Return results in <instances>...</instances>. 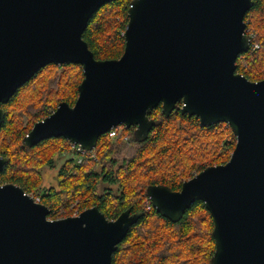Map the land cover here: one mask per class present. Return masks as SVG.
Instances as JSON below:
<instances>
[{
    "label": "water",
    "instance_id": "water-1",
    "mask_svg": "<svg viewBox=\"0 0 264 264\" xmlns=\"http://www.w3.org/2000/svg\"><path fill=\"white\" fill-rule=\"evenodd\" d=\"M112 0H0V126L6 104L45 65L78 64L73 105L60 101L24 135L31 148L62 137L91 151L123 124L143 141L161 107L201 126H230L235 146L225 163L208 165L173 191L145 193L172 222L200 200L212 221L210 264H264V78L236 72L247 52L245 13L254 0H131L119 58L96 59L82 33ZM8 159L0 156V173ZM50 208L14 183L0 184V264H112V255L141 211L108 219L97 205L50 219Z\"/></svg>",
    "mask_w": 264,
    "mask_h": 264
},
{
    "label": "trees",
    "instance_id": "trees-1",
    "mask_svg": "<svg viewBox=\"0 0 264 264\" xmlns=\"http://www.w3.org/2000/svg\"><path fill=\"white\" fill-rule=\"evenodd\" d=\"M130 1L112 0L90 17L82 38L96 59L121 56ZM113 13L119 16V20L113 19ZM244 21L246 33L253 36L250 49L237 58L236 72L251 81H258L264 78V0L253 1L244 15ZM58 68L63 73L70 70L76 72L77 78L66 91L57 77L53 90L44 92L38 102L29 101L28 104L37 103L38 106L32 107L27 128L16 132L19 143L16 151L0 145V154L8 159L0 173V184L14 183L28 194L37 193L39 202L50 208V219L56 216L61 206L66 208L74 201V207H78L77 213L97 205L108 219H115L129 207L132 212L141 211L142 215L113 253L112 264H210L209 257L215 246L213 221L203 202L196 200L180 220L172 222L156 212L152 205L147 208L145 202L149 198L145 189L151 184H162L176 191L184 180L206 166L225 163L236 142L230 126L223 122L201 126L195 116L181 114L179 103L168 117H164L160 112L161 107L157 106L150 114L155 123L145 140L134 139L133 126L124 131L130 137V146L122 136L111 138L107 133L101 135L96 146L81 155L80 162L77 156L64 161L58 174V188L50 187L38 192V181L32 173H26V169L20 170L21 164L29 171L30 166L19 162L20 156L16 152L21 149L30 156L39 150H46L49 152L48 163L52 162L51 156L58 151L74 153L71 143L62 137L45 139L31 148L24 147L22 139L36 121L56 108L60 100L74 104L77 86L83 77L82 69L73 63L47 64L22 85L6 104L1 105L5 116L0 126V136L14 126L11 107L18 101L22 89L33 84L46 71H57ZM100 181L104 182L106 188L96 194L95 188ZM111 184L118 185V193L108 188ZM71 212L67 215H71Z\"/></svg>",
    "mask_w": 264,
    "mask_h": 264
},
{
    "label": "rangeland",
    "instance_id": "rangeland-1",
    "mask_svg": "<svg viewBox=\"0 0 264 264\" xmlns=\"http://www.w3.org/2000/svg\"><path fill=\"white\" fill-rule=\"evenodd\" d=\"M108 12H110V10L107 11V13ZM112 15H113V19L119 20L118 18L119 16L116 13H113ZM57 77L60 79L66 91H68L70 88L69 87L70 84L73 83L75 79L77 78V74L76 72L72 70H70V72L63 73L60 68H58L57 71H53V69H51V70L46 71L45 74H43L39 79L35 80L34 81L35 84L33 83L23 88L17 98L18 101L11 107V113L13 114V117H14V120H13L14 126L11 129H9L7 133H5V135L3 134L2 136H0V145H3L8 150H13L14 152L16 151L15 150L16 145H19L17 141L16 132L21 130V128L23 129L27 128L28 118H29V114L31 113V109L32 107H34V105L38 106L37 103L28 104L29 101L32 100V102H38L44 92L53 90V86L55 85V81ZM125 143L128 146L131 145L130 142H125ZM26 153L27 152H23L21 149L20 151L18 150V153L16 152V154L20 156L18 158L19 162L26 163L27 165H29L31 172L27 168H24L22 164L20 165L22 167L20 170L26 169V173L28 174L32 173V176L34 177V179L38 181L37 187H36L38 192L44 189H48L50 187L58 188V182H59L58 174H59V170L61 166L63 165L66 159L73 157V156H75L76 158V155L72 151H67V150H64L61 152L58 151L51 156L52 162L48 163L47 157L49 155V152L46 150L44 151L39 150L38 152L30 156L25 155ZM2 155L4 154H0V156ZM104 188H106V186L104 185V182L100 181L96 185L95 193L96 194L102 193L104 191ZM108 188L111 189L114 193H118L117 184H111L110 186H108ZM29 194L32 195L34 198L37 197L36 196L37 193L31 192ZM147 203L145 202V205L148 206ZM74 205H76L75 201L70 203V205L66 208L61 206L58 209V212L53 219L67 217L68 216L67 214H69V211H72L71 212L72 214L70 213L71 215L78 214L77 213L78 207H74Z\"/></svg>",
    "mask_w": 264,
    "mask_h": 264
},
{
    "label": "built area",
    "instance_id": "built-area-1",
    "mask_svg": "<svg viewBox=\"0 0 264 264\" xmlns=\"http://www.w3.org/2000/svg\"><path fill=\"white\" fill-rule=\"evenodd\" d=\"M250 36V39L252 38V34H249ZM254 47H257V45H254ZM127 128L123 125V124H120V125H117V126H113L110 128V130L107 132L108 136L111 137V138H115V137H118V136H122V139L124 142H130V137L127 133H124V131L126 130ZM71 148L74 150V154L77 156V161L80 162L81 161V155L85 152L80 145L78 144H71ZM36 201L39 202V197H35L34 198ZM151 207V202L150 200L148 201V206L147 208H150Z\"/></svg>",
    "mask_w": 264,
    "mask_h": 264
}]
</instances>
